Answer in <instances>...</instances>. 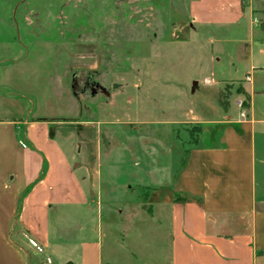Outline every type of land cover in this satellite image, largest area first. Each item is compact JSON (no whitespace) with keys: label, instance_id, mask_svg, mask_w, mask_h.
Segmentation results:
<instances>
[{"label":"rangeland","instance_id":"1","mask_svg":"<svg viewBox=\"0 0 264 264\" xmlns=\"http://www.w3.org/2000/svg\"><path fill=\"white\" fill-rule=\"evenodd\" d=\"M243 1L205 0L198 7L196 0H0V179L20 175L24 153L32 165L25 123L40 121L75 155L77 168L85 158L94 181L98 146L140 149L151 146L152 137L159 152L168 136L175 165L183 164L187 149L180 142L187 148L207 136L208 143L206 129L213 125L191 114L211 118L217 111L225 117L227 104L238 103L228 94L240 90L229 93L225 81L235 77L236 58L242 57L238 42L251 17L261 19L264 3L254 0L250 16ZM227 15L237 23L215 25ZM194 16L212 24L197 32ZM144 152H136L138 158ZM105 191L116 198L125 192ZM117 208L148 209L127 201ZM120 221L129 220L115 223ZM111 244L120 249L117 261L126 260L122 241H107L105 257Z\"/></svg>","mask_w":264,"mask_h":264},{"label":"crops","instance_id":"2","mask_svg":"<svg viewBox=\"0 0 264 264\" xmlns=\"http://www.w3.org/2000/svg\"><path fill=\"white\" fill-rule=\"evenodd\" d=\"M196 1L199 7L205 0ZM228 6L233 13L235 7ZM247 6L253 16L254 0H244V10ZM262 7L261 19L251 17L238 42L242 57L236 58V75L225 81L229 93L240 90L228 96L246 99L247 115L241 117L234 102L227 109L220 105L225 117L217 111L211 118L193 112L194 121L225 128L214 147L207 146V136L187 148L179 141L180 148L189 150L185 164L175 165L168 136L159 152L149 137L151 146H143L141 158L136 152L143 147L107 151L98 146L94 181L85 158L77 168L75 155L47 131L48 122L25 123L32 165L24 153L20 175L0 179V264H51L55 257L57 264H264V3ZM229 15L215 25L237 23ZM202 19L194 16L197 32L212 24ZM40 127L46 131L38 132ZM118 151L122 156L115 160ZM108 187L125 192L119 198L108 196ZM175 192L202 204L176 203ZM123 201L144 203L148 209L126 212L117 208ZM107 202L112 216H106ZM117 219L129 221L117 224ZM30 238L42 253L30 246ZM107 241L127 244L126 260L117 261L120 249L114 244L105 257Z\"/></svg>","mask_w":264,"mask_h":264},{"label":"trees","instance_id":"3","mask_svg":"<svg viewBox=\"0 0 264 264\" xmlns=\"http://www.w3.org/2000/svg\"><path fill=\"white\" fill-rule=\"evenodd\" d=\"M224 128H225L224 124H215V125L209 126L206 129L207 132L209 133V142L207 143L208 147H214L215 146V144L219 138V132H221ZM196 142H197V139H196ZM188 155H189V150L186 151L184 164L187 161ZM174 202H176V203L196 202L200 205L202 204V201L200 199L190 197L186 194H182V193H178V192L174 193Z\"/></svg>","mask_w":264,"mask_h":264},{"label":"built area","instance_id":"4","mask_svg":"<svg viewBox=\"0 0 264 264\" xmlns=\"http://www.w3.org/2000/svg\"><path fill=\"white\" fill-rule=\"evenodd\" d=\"M237 107L239 108V110H240V115H241V117H243V118H245L246 117V115H247V113H246V108H245V106H244V103H243V101H238V103H237ZM29 244H30V246L33 248V249H35V250H37L39 253H42L44 250H43V248L38 244V242H36L34 239H29ZM48 264H50V260H48Z\"/></svg>","mask_w":264,"mask_h":264}]
</instances>
